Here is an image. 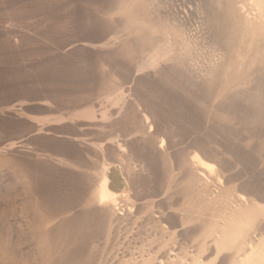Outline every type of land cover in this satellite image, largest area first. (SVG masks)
Returning a JSON list of instances; mask_svg holds the SVG:
<instances>
[{"label": "rangeland", "instance_id": "374dc122", "mask_svg": "<svg viewBox=\"0 0 264 264\" xmlns=\"http://www.w3.org/2000/svg\"><path fill=\"white\" fill-rule=\"evenodd\" d=\"M0 264H264L252 0H0Z\"/></svg>", "mask_w": 264, "mask_h": 264}, {"label": "bare ground", "instance_id": "6f19581e", "mask_svg": "<svg viewBox=\"0 0 264 264\" xmlns=\"http://www.w3.org/2000/svg\"><path fill=\"white\" fill-rule=\"evenodd\" d=\"M252 2L257 6L258 11L264 14V0H252ZM191 157L198 167L203 168V170L208 171L212 175L216 173L215 163L213 164L195 151L192 152ZM204 175L206 176L205 172ZM218 180L222 184L223 181L221 177H218ZM127 192L126 180L122 174H120L119 167L111 165L105 169L102 177L95 186L94 196L97 197L100 202L114 203L117 201L118 197L124 196ZM239 196L244 200L243 195L239 194Z\"/></svg>", "mask_w": 264, "mask_h": 264}]
</instances>
